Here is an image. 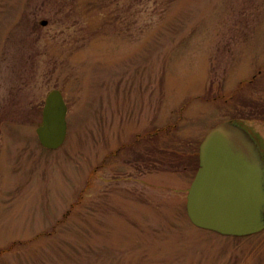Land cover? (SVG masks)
<instances>
[{"label": "rangeland", "instance_id": "374dc122", "mask_svg": "<svg viewBox=\"0 0 264 264\" xmlns=\"http://www.w3.org/2000/svg\"><path fill=\"white\" fill-rule=\"evenodd\" d=\"M52 89L55 150L36 132ZM227 121L264 157V0H0V264H264V229L188 216Z\"/></svg>", "mask_w": 264, "mask_h": 264}, {"label": "water", "instance_id": "95a60500", "mask_svg": "<svg viewBox=\"0 0 264 264\" xmlns=\"http://www.w3.org/2000/svg\"><path fill=\"white\" fill-rule=\"evenodd\" d=\"M67 111L61 90L52 89L36 129L43 147L55 150L65 142ZM187 212L197 227L225 235L245 236L264 229V157L241 125L221 123L201 142Z\"/></svg>", "mask_w": 264, "mask_h": 264}, {"label": "trees", "instance_id": "16d2710c", "mask_svg": "<svg viewBox=\"0 0 264 264\" xmlns=\"http://www.w3.org/2000/svg\"><path fill=\"white\" fill-rule=\"evenodd\" d=\"M232 122H236V121H232ZM236 123H238V122H236Z\"/></svg>", "mask_w": 264, "mask_h": 264}, {"label": "flooded vegetation", "instance_id": "af4514ba", "mask_svg": "<svg viewBox=\"0 0 264 264\" xmlns=\"http://www.w3.org/2000/svg\"><path fill=\"white\" fill-rule=\"evenodd\" d=\"M145 137H146V135H145Z\"/></svg>", "mask_w": 264, "mask_h": 264}]
</instances>
